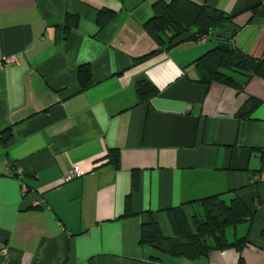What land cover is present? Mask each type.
<instances>
[{"label":"crops","instance_id":"0c3cea01","mask_svg":"<svg viewBox=\"0 0 264 264\" xmlns=\"http://www.w3.org/2000/svg\"><path fill=\"white\" fill-rule=\"evenodd\" d=\"M158 1L0 0V263L264 264V77L208 82L195 64L220 42L264 58V0H192L236 30L168 48L146 29ZM139 80L155 88L142 102ZM215 195L253 211L224 232L243 247L173 251L168 212L193 232L194 204ZM150 216L162 236L142 243Z\"/></svg>","mask_w":264,"mask_h":264},{"label":"trees","instance_id":"16d2710c","mask_svg":"<svg viewBox=\"0 0 264 264\" xmlns=\"http://www.w3.org/2000/svg\"><path fill=\"white\" fill-rule=\"evenodd\" d=\"M153 8L154 16L146 23V29L148 34L157 41L158 47L168 48L183 40L198 42L202 37H206V41H209L222 34L231 38L236 30L232 21L233 16L192 0H171L169 3L158 1L154 3ZM195 64L208 82L233 83L234 79L231 76L233 71L244 73L247 77L253 75L264 77V58L252 57L228 42H220L209 49L195 60ZM77 76L81 89L91 85L90 69L87 66L80 67ZM135 88L139 102L155 94V88L147 80H139ZM242 113L247 112L242 111ZM3 134L9 138L11 132L4 130ZM111 154V163L114 167H118V153ZM194 205L193 232L186 229L185 217L180 208H174L175 210L171 209V212H168L177 238L173 251L194 259L206 254L212 248V243L208 241L211 237L214 246L217 247L229 245L238 250L243 247L245 238H236L228 243L224 236L226 228L235 227L253 219L254 213L243 199L235 197L226 202L215 195L199 199ZM161 236L157 222L150 216L149 221L142 226L140 242L152 243ZM239 264H242V258Z\"/></svg>","mask_w":264,"mask_h":264},{"label":"built area","instance_id":"2783aa9c","mask_svg":"<svg viewBox=\"0 0 264 264\" xmlns=\"http://www.w3.org/2000/svg\"><path fill=\"white\" fill-rule=\"evenodd\" d=\"M206 41V37H202L198 40V43H203ZM2 61L6 62V63H13L15 61V57L11 56V57H7L4 58ZM79 175V173L76 170H68L64 176H63V180L64 181H69L72 180L73 178L77 177ZM25 190V189H24ZM5 249L3 248L1 250V254H5ZM0 264H10L8 260L4 259Z\"/></svg>","mask_w":264,"mask_h":264}]
</instances>
